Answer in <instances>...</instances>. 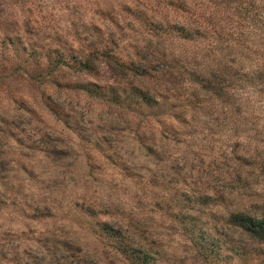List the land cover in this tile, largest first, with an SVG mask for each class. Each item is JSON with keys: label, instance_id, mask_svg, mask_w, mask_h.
<instances>
[{"label": "rangeland", "instance_id": "obj_1", "mask_svg": "<svg viewBox=\"0 0 264 264\" xmlns=\"http://www.w3.org/2000/svg\"><path fill=\"white\" fill-rule=\"evenodd\" d=\"M161 1L0 0V264H126L97 219L159 249L150 264H264V242L223 222L264 216V0ZM141 12L207 30L157 37ZM95 40L117 60L82 70ZM214 72L227 78L208 85ZM106 87L155 104H114ZM185 215L242 249L204 258Z\"/></svg>", "mask_w": 264, "mask_h": 264}, {"label": "trees", "instance_id": "obj_2", "mask_svg": "<svg viewBox=\"0 0 264 264\" xmlns=\"http://www.w3.org/2000/svg\"><path fill=\"white\" fill-rule=\"evenodd\" d=\"M162 3L163 8H174L177 12H182L183 14L185 12L191 11V8L188 6L189 4L186 0H162L161 4ZM246 10V8L238 7L236 8V13L241 14L244 13ZM210 15L211 12H208L207 15H204L202 13L198 14V18L202 16V18L204 17L208 22H210ZM136 18L137 20L144 22V25L148 26V31L150 33H153L157 37H168L170 34H172V32L176 33V30H179L181 31V38L193 39L197 37L198 32L203 30L201 28L202 24L199 23V19L197 18L193 20V26H187V28H185L184 26L177 28L175 25H168L159 20H154L156 18L152 16H147L144 12L138 13ZM206 27H204L203 31L207 30L205 29ZM213 32L214 35L217 33V31L214 30ZM203 34L205 33L203 32ZM217 34L222 36V32ZM105 45L106 44H102L100 40H95L94 43L91 42L90 44H88L87 51L85 53L86 58L83 60H78L76 64H78L82 70L91 71L95 68L94 58L102 57L108 59L109 61L113 60L114 62H116L117 58L115 60V55L111 52L106 51ZM120 63L122 65L123 61H120L118 65H120ZM127 68L130 71L134 72L136 75L140 76L143 75L146 71L145 68H141L144 69V71H139L140 66H135L133 61L130 62ZM171 68L173 69V66ZM174 74L175 73H173L172 75ZM221 78L223 81V79L227 77H223L222 75H219L214 72L206 78V81L208 82V85H210L211 80L213 82H217V80H221ZM211 89L212 86L208 90L211 91ZM85 91L89 93L90 91H97V89L92 85H86ZM103 91L104 92L102 95H104V99H106V101L111 100L112 103L117 105L128 107L137 106L138 108H140L143 104L149 106L150 104L151 106L155 104L154 96L149 97L146 93L143 94V92L136 87L129 91H125L124 89L119 90V88L117 87H106V89ZM261 173L264 175V169L261 170ZM213 199L214 198L212 197L211 201H213ZM209 200L210 196H199L196 200V203L198 202L202 206H207L206 204L209 203ZM182 219L183 220L181 223H187V226H184V231L189 234L191 240L194 243V246L197 247L196 249L200 251L201 255L204 256V258L209 256L217 262L219 260H222L223 252L228 250L231 251L230 253H232L234 250H236L235 253H238L237 251L242 249L240 248V246H236L235 241L232 238H216L210 236L209 234H206L202 230L196 229V219L189 218V216L186 215L182 216ZM223 222L226 226L236 228L246 233L249 237L257 241L264 242V216H255L244 211L236 210L228 213V215H225ZM92 229L93 233L96 234L98 237L104 240H108V244L111 245V248H113L115 255L117 257H120V260L122 262H125L126 264H150L152 260H156V258H159V249L155 250L149 244L142 245L140 237L133 238L130 234L124 232L121 227H114L106 221L97 219L92 224ZM69 258H72V256H67V261L65 262L66 264L69 263ZM78 259H73L70 264H84L83 260Z\"/></svg>", "mask_w": 264, "mask_h": 264}]
</instances>
